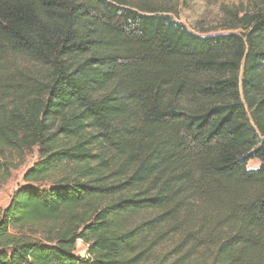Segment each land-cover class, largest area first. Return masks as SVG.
<instances>
[{
    "label": "trees",
    "instance_id": "trees-1",
    "mask_svg": "<svg viewBox=\"0 0 264 264\" xmlns=\"http://www.w3.org/2000/svg\"><path fill=\"white\" fill-rule=\"evenodd\" d=\"M222 13L202 36L165 0H0L37 68L0 91V173L38 153L0 264H264V0Z\"/></svg>",
    "mask_w": 264,
    "mask_h": 264
},
{
    "label": "rangeland",
    "instance_id": "rangeland-1",
    "mask_svg": "<svg viewBox=\"0 0 264 264\" xmlns=\"http://www.w3.org/2000/svg\"><path fill=\"white\" fill-rule=\"evenodd\" d=\"M176 5V19L185 27L202 36L225 34L229 30L222 28L224 15L222 9H234L237 5H245L248 0H165ZM0 91L2 89H14L24 85L26 76L33 77L37 68L26 61L22 56L11 53L6 47L0 48ZM11 166L0 173V210L3 209L12 193L25 183L22 180L24 172L37 160L36 148L24 154L11 156L8 154ZM259 161L253 159L248 161V168H256ZM44 184L42 188H48ZM75 254L86 258V244L77 241Z\"/></svg>",
    "mask_w": 264,
    "mask_h": 264
}]
</instances>
